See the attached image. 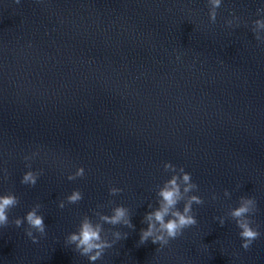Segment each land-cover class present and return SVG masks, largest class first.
<instances>
[{
    "label": "water",
    "instance_id": "95a60500",
    "mask_svg": "<svg viewBox=\"0 0 264 264\" xmlns=\"http://www.w3.org/2000/svg\"><path fill=\"white\" fill-rule=\"evenodd\" d=\"M262 6L222 0L211 23L208 0H0V194L19 198L0 264H90L65 238L98 205L126 206L135 228L104 224L110 240L109 229L129 235L95 264H264V43L251 31ZM166 161L199 186L198 223L140 245ZM28 164L42 170L35 186L20 182ZM73 189L83 199L69 204ZM242 195L258 206L250 250L226 216ZM36 203L46 235L33 243L11 221Z\"/></svg>",
    "mask_w": 264,
    "mask_h": 264
},
{
    "label": "clouds",
    "instance_id": "9594fccd",
    "mask_svg": "<svg viewBox=\"0 0 264 264\" xmlns=\"http://www.w3.org/2000/svg\"><path fill=\"white\" fill-rule=\"evenodd\" d=\"M20 3V0H15ZM222 0H208L209 5V20L211 23L216 22L217 9L221 6ZM259 18L252 21L251 31L255 39L259 43H264V6L257 8ZM225 23L229 26H239V17L234 13L230 19H226ZM35 155V153L33 154ZM24 159L30 160V157L25 156ZM28 170L25 171L21 178V183L28 186H35L38 177L42 170L34 171L31 165H27ZM166 172H171L170 178L166 179L162 185L156 186L157 206L153 207L148 204L147 211L142 219V223L147 224L146 228L140 229L139 244H145L151 240L153 244L164 247L169 244L170 240L176 239L183 235L186 228L194 226L198 223L194 214L193 205H202L204 199L197 194L198 185L192 180L191 173L185 171L183 166L177 167L170 161L163 164ZM85 170L83 166L77 167L74 173H70L68 180H74L77 177H83ZM109 195L115 196L123 191V189L115 186L109 187ZM224 195L230 197L231 193L225 189ZM216 194L213 193L212 199H216ZM83 199V194L79 189H73L66 196V201L69 204L78 203ZM19 203V198L12 192L0 194V227H6L9 224V211L16 207ZM111 203V201H110ZM183 203L182 209L179 205ZM58 206L63 209L65 200H60ZM42 207L40 203H36L27 211L23 218L16 217L11 222L20 227L23 223H27L25 229L26 235L33 243L38 242V237L33 232H38L40 236L46 235V225L44 216L39 213ZM104 205H98L94 209V215L97 217L95 221L85 214L77 227L76 231L70 232L65 240L68 244L75 245V251L80 255L85 256L90 261V264H95V261L102 259L106 249L121 240L126 239L128 232L119 230L111 231L112 239H108V232L104 229V224L116 226L122 225L129 229H134L129 209L124 205H116L111 209V214H105L99 211ZM258 211L257 201L253 196L242 195L239 197L238 206L230 207L226 213L235 221L236 226L240 230L238 235L241 238V247L245 250H250L253 243L261 238V233L258 226L255 225L253 219ZM223 226L225 224V216L214 217Z\"/></svg>",
    "mask_w": 264,
    "mask_h": 264
}]
</instances>
